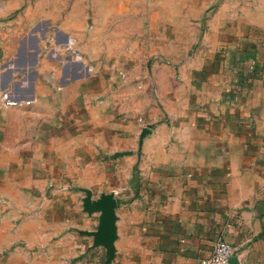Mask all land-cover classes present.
<instances>
[{
	"label": "crops",
	"instance_id": "obj_1",
	"mask_svg": "<svg viewBox=\"0 0 264 264\" xmlns=\"http://www.w3.org/2000/svg\"><path fill=\"white\" fill-rule=\"evenodd\" d=\"M81 7L0 0V264H201L219 239L264 264V23L150 73L128 15L82 41Z\"/></svg>",
	"mask_w": 264,
	"mask_h": 264
},
{
	"label": "rangeland",
	"instance_id": "obj_2",
	"mask_svg": "<svg viewBox=\"0 0 264 264\" xmlns=\"http://www.w3.org/2000/svg\"><path fill=\"white\" fill-rule=\"evenodd\" d=\"M76 2L82 4L81 24L87 31L82 41L90 39L92 30L106 35V6L109 4L116 7V14L128 15L130 40L143 41L142 49L151 55L144 67V71L150 73L155 71L156 61L161 64L180 62L194 54L214 24L232 31L236 27L264 23V0H98L99 6L100 3L103 6L98 21L93 11L95 6H91L94 0H66L73 5ZM118 21L120 18L108 21L111 32ZM169 51L176 53L169 56L166 54ZM166 56L168 59H164Z\"/></svg>",
	"mask_w": 264,
	"mask_h": 264
},
{
	"label": "water",
	"instance_id": "obj_3",
	"mask_svg": "<svg viewBox=\"0 0 264 264\" xmlns=\"http://www.w3.org/2000/svg\"><path fill=\"white\" fill-rule=\"evenodd\" d=\"M149 132L148 128L143 130V136ZM130 153L129 151L118 153L124 155ZM86 209L92 213L95 211L102 212V226L95 233L97 244L104 243L112 251L114 249L113 240L115 236V220H116V198L113 194H104L95 202L91 201V198H87L85 201ZM232 264H236V257L231 258Z\"/></svg>",
	"mask_w": 264,
	"mask_h": 264
},
{
	"label": "built area",
	"instance_id": "obj_4",
	"mask_svg": "<svg viewBox=\"0 0 264 264\" xmlns=\"http://www.w3.org/2000/svg\"><path fill=\"white\" fill-rule=\"evenodd\" d=\"M142 124L145 123L143 117L139 118ZM236 248L224 239L215 242L211 255L201 260V264H232L231 258L235 255Z\"/></svg>",
	"mask_w": 264,
	"mask_h": 264
}]
</instances>
